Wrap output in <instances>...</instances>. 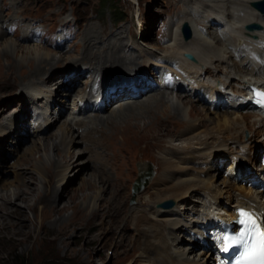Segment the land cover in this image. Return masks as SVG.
Wrapping results in <instances>:
<instances>
[{
	"label": "rangeland",
	"instance_id": "1",
	"mask_svg": "<svg viewBox=\"0 0 264 264\" xmlns=\"http://www.w3.org/2000/svg\"><path fill=\"white\" fill-rule=\"evenodd\" d=\"M114 8L117 10L114 11ZM223 10H226L224 5L216 6L209 0H118L110 5L105 0H0V35H5V39L12 38L18 44L25 46L38 44L44 46L56 53L58 59L60 55H64L60 62L54 64L51 69L49 68L44 79H35L24 86H9L10 84L0 81V203L2 202L1 196H5L8 191L12 192L14 185L20 178H23L24 183L29 188L31 187V194H33L29 204H35L36 207L35 210H32L19 199H13L3 206L0 204V224L4 219H8L7 210L14 208L24 209L29 220L38 222V228L34 235L28 240L21 239L19 243H15L11 239L9 231L6 232L7 230L0 228V264H144L139 249L140 235L129 216L132 207H148V204L151 205L155 201L156 186L151 185L161 171L162 157L172 154V147L186 145L183 140H176L175 136L179 134H184L185 138L190 136L189 125L172 124L170 126L172 131L169 134L156 139H152V135L143 131L136 135L137 139L131 136L124 141L121 135L113 134L108 126L100 124L101 121L98 120L95 123L93 116L99 114L106 117L119 107V104H116L117 100H122L123 103L120 102V104L124 105L131 101V98H116L106 105L105 111L97 112L89 109L83 112L80 110L84 106L83 96L87 93L90 94L91 91L90 105H96L99 101L94 84L99 78L102 77L101 80L109 81L118 80L121 77L124 79V77L135 75V72L138 73L143 69H146L148 74L152 72L153 79L151 77V80L156 84L158 80L156 75L154 76L155 72L151 70L154 67L161 70L164 66H161V61L156 59L161 55L154 57L158 52L154 53L153 50L163 49L171 44L170 36H173L171 33L177 26L180 28L182 43L193 39L192 32L188 40L185 38L182 31L184 22H181L183 18L193 21L202 19L200 27L203 30L208 29L207 33L212 35L215 28L210 27L209 17L206 16L217 18V14L212 11L222 13ZM203 13L204 15H201ZM246 26L245 29L243 28L244 31ZM243 29L237 31L236 34H239L240 37L244 36ZM93 33L94 35H92ZM94 38L97 39L92 46L94 51L101 50L103 47L102 51H105L109 40L113 39L116 45H120V50L124 46L122 52H125L128 58L132 56L133 65L128 66L129 69L123 67L121 72H116L114 70L104 71V69L101 70V67L90 68L82 64L87 63L83 54L91 39ZM192 46L196 51L200 47L195 42ZM174 50H176L177 57H181L183 62L188 60H185V54L181 47H175ZM199 50L201 51V48ZM199 50L196 53L199 54ZM151 52L154 55H148ZM200 53L202 55V52ZM25 54L19 52L18 56L20 58ZM194 55L196 60H190L191 65H194L193 68L201 74L199 55ZM102 56L104 57V54ZM79 57L84 59L75 63L74 59ZM29 60L30 58L25 61V65ZM3 63L5 62L3 61ZM92 64L94 65V63ZM5 71L6 69L3 70V72ZM112 73L118 76L111 75ZM202 77L204 76L202 75ZM74 78L78 80L77 84H72L71 79ZM111 82L113 83V81ZM149 82H151L150 79ZM133 84L136 86V82L133 81ZM179 85L185 94L178 89H169V91L164 89L166 92H159L164 91L163 88H158L159 91L156 90L152 93H173L175 99L177 95H183L182 98L186 101H194L198 108L210 109L207 107L206 100H196L193 97L195 88L186 80L183 85L182 83ZM139 86L142 88V83ZM116 88L118 89V87ZM144 88L147 86L145 85ZM129 93L130 95L136 94L132 91ZM140 96L137 98V103L145 102L150 93L145 90ZM23 99L28 103L27 107L24 105ZM88 99L89 95L85 100ZM190 106L191 102L184 106L182 114L184 118L193 121L201 120L207 124L205 113L189 116ZM25 108L26 111H24ZM224 109L229 110L230 108L222 107L218 111L222 112ZM208 112L214 116V112ZM73 118L79 119V121L84 119L85 124H78L82 127L78 125L73 127L72 121L75 120ZM65 121H71L73 131L67 135V146L62 144V152L58 153L54 150L53 144H61ZM122 122L123 120L117 121L118 124ZM139 123L143 126L144 120H140ZM108 124L110 128L113 127L112 121H109ZM96 126L97 130H100L94 135V140L101 143L100 146L97 143L98 148L94 145L96 142L90 143L86 141L89 140L88 137L82 138L83 134L87 136L88 132L86 133V131L89 128ZM73 133L76 134L75 137L78 140L76 143H70ZM258 139L259 137L256 136L255 140ZM44 141H49L52 145L48 152L41 149L30 158L24 159L28 156V152L33 151V145H39ZM81 151H83L82 154L79 153ZM258 151L255 163L242 161L244 168L258 171L262 148ZM98 152H101L102 156L97 154ZM105 153L106 155H104ZM70 154L75 156V159L67 164L65 158ZM40 155L47 161L51 158L63 161V166L52 170L54 176L51 182L55 187V205L59 208L67 206V209L62 212L63 222L58 221L61 217L58 215L45 219V229L40 228L45 203L38 199V196L45 194L46 187L44 179L39 173L43 172L44 174L39 160ZM203 157H198L199 162L193 160V165L196 162L199 170L214 172L217 182H221L223 178L227 177V162L223 161L220 168L216 163V167L213 169L209 166L210 163H204ZM143 164L146 168H152L153 171L147 185L134 197V183L140 178L141 173L145 172L141 170L144 167H142ZM242 165H238L236 170ZM201 175L204 177L205 172ZM90 176L96 178L98 188L95 190L81 187L83 180ZM102 177L109 180L111 185L119 178L123 181L121 182L122 186L113 190L115 202L125 217L122 221H117L112 213L105 212L106 209L108 210V202L110 203V199L113 197L111 196L112 187L107 185L104 188L105 182L99 181ZM251 180L253 181V179ZM241 185L251 186L250 182H242ZM7 189L9 190L7 191ZM107 199L108 202L105 201ZM169 200L174 202L170 208H174L176 201L173 198L165 199L160 202V205ZM262 200L264 201V196H262ZM74 201L80 207H87L86 216L77 217L71 207ZM188 208H192V206ZM98 209L101 213L94 217L93 212ZM186 212L187 210H185L186 215L179 216V219H182V221L180 220L181 225L184 224L183 227L188 228L187 234L184 233L187 240L180 246L189 251L194 245L195 249L190 251L189 256L194 257L195 261H199V264H208L202 257L211 252L191 238V234L200 236V231L204 230L200 225H193L191 222L193 216ZM14 216L17 217L15 214ZM72 217H75V223L69 222ZM162 217L170 218V220L173 218L164 214L157 216V218ZM31 224L29 222L30 229L33 228V224ZM61 227H66V235L61 234L56 242L41 238L46 234L49 239L55 237V232ZM177 235L175 234L176 237H178ZM37 238L39 240L35 242L34 240ZM199 239L202 240L201 237Z\"/></svg>",
	"mask_w": 264,
	"mask_h": 264
},
{
	"label": "bare ground",
	"instance_id": "2",
	"mask_svg": "<svg viewBox=\"0 0 264 264\" xmlns=\"http://www.w3.org/2000/svg\"><path fill=\"white\" fill-rule=\"evenodd\" d=\"M209 1L215 3L216 6L224 5L226 7V10H223L224 12L222 11V13L212 11V13L217 14V18H213L210 15L206 16L209 17V22L208 19H206V21L210 23V27L215 28V30L212 31V35L207 33L208 29L203 30V28L200 27L203 22L202 19L193 21L188 18H183L181 22L189 23L191 32L193 33V39L182 43L180 39V28L177 26L173 33H171L173 36H170V42L172 43L163 49L153 50V52H158L154 57L161 55V57L156 58L161 61V66L166 67L174 65L175 68L173 70L177 74L182 75L184 79L195 88L193 97L201 101L207 98V107L210 109L205 110L198 108L194 101H186L182 98L183 95H177L175 99L173 93L159 94V92H166L164 88L169 91V89L181 90V87L179 83H177L173 87H163L164 91H159L158 86L160 88L162 87L160 81L157 83L158 85L149 82V79H151L153 75L152 72L148 74L146 69L138 73L135 72V75H129L126 78L124 77V79L121 77V81L120 79L110 80L113 81V83L110 82V84L119 85L121 90L119 89L117 91L118 94H116V97L102 94L101 99L104 100V104L98 109H95V105L90 107L91 91L90 94L87 93L83 96L84 104L86 105L80 109L83 112L89 109L105 111L106 105L114 99L120 97L131 98V101L124 105L120 104L122 100H117L116 104H119V107L111 111L109 115L107 114L108 116L106 117L99 114L93 116L95 123L98 120L101 121L100 124L108 126V129L113 134L121 135L124 141L128 140L131 136L137 139L138 136L136 135L139 133L141 134L143 131L144 133L147 132V134L152 135V139H156L160 136L169 134L172 131V129H170L172 124L189 125L190 136L187 138L183 137L184 134L175 136L176 140H183L186 142V145L174 146L172 147V154L174 153V155L168 154L162 157L161 171L151 185L153 186L154 184V186H156L157 196L155 201H153L151 205L148 204V207H132V212L129 216L133 220L136 230L140 235L139 249L144 264H199V261H195L194 257L191 258L189 256L190 251L195 249L194 245H192V249L189 251H186L185 248L180 246L182 242L187 240L184 233L187 234L188 228L185 229L183 227L184 224L181 225L182 219H179L180 215H186L185 210H187L186 213L188 215L191 214L193 216L191 218L193 225H200L204 230L203 232L200 231V236L191 234V238L194 239L197 244H201L208 248L210 252L213 247L214 235L211 234V230L207 225L217 223L215 214L225 211L226 215L218 216L228 220L235 216V211L240 206H247L264 212V201L262 200L264 190L260 185L254 184L251 180V178L254 177L260 184L264 183V165L259 164L260 167L257 168L258 171L246 169L244 165H242V161L244 160L248 163H255L257 153L259 152L258 150L262 148L264 151V116L246 99V90L251 83H258L264 86V13L253 6V3L258 0ZM201 15H204V13ZM249 23H258L262 27L253 30L246 28L244 31L246 24ZM242 29L244 31V36L240 37V35L236 33ZM92 35H94V33ZM96 40V38L91 39V42L87 45V50L83 54L87 63L84 62L82 64L90 68L101 67V70H114L116 72H121L123 67L128 68V66L133 65L134 60L131 59L132 56L128 58L127 54L122 52L124 46L120 50V45H116L115 40L110 39L105 51H102L104 47L101 50L94 51L92 46ZM194 42L198 43L200 46L199 48H201V51L198 48L199 54L196 53L198 50L196 51L195 47L192 46ZM58 44L59 43H57V45ZM175 47H181L184 54L190 52L199 55L200 62L199 60L198 62L201 64L199 70H201L202 73L199 74L197 69L193 68L194 65H191L192 62L189 59L187 60L186 57L185 60L187 61L184 62L181 57H177L175 53L176 50H174ZM19 52L26 54L19 58ZM153 52L148 53V55H154ZM200 52H202V55H200ZM102 54H104V57ZM28 58H30V60L27 65H25V61L28 60ZM63 58L64 55H60L58 59L56 53L39 44L25 46L18 44L12 38L5 39V35H0V81L10 84L9 86H24L30 84L35 79H42L46 76L49 68L51 69L54 64L60 62ZM83 59V57H79L74 60L76 63L81 62ZM3 61L5 63H3ZM92 63H94V65ZM5 69L6 71L3 72ZM155 69L154 67L151 71ZM111 75L114 74L112 73ZM202 75L204 77H202ZM131 80L136 82V85L139 87L138 90L132 91L129 89L128 84H130ZM102 81H106V83L107 81L109 82V80ZM71 82L72 84H77L78 80L74 78L71 79ZM140 83H142V88H144L145 85L147 88H140ZM106 85H108V83ZM145 90L147 93H150L149 98H147L145 102L137 103V98H139ZM156 90L159 92H155V94L152 93ZM130 91L134 94L136 93L135 95L131 94L134 97L130 95ZM182 91L183 90H181V92ZM182 93L185 94L184 92ZM87 95H89V99L85 100L87 99ZM23 101L24 105L27 107L28 103L24 99ZM189 102H191V106L188 110L189 116L203 115L205 113L207 124L203 123L201 120L193 121L184 118L182 115L184 111L183 108ZM222 107H229L230 109H224V111L222 110V112H219L218 109ZM24 111H26V108ZM208 111L214 112V116ZM118 120H123V122L118 124ZM140 120H144L143 126L139 123ZM109 121L113 122L112 128L109 127ZM82 123L85 124L84 119H80V121L79 119H75L72 121L73 127L74 125H81ZM80 125L78 126L82 127ZM64 126L61 144H53L54 150L58 153L62 152V144L67 146V135L73 131L71 121H65ZM97 129V126L89 128L86 131V133L88 132L87 136L83 134L82 138L88 137L89 140L86 141L90 143L96 142L94 145L98 148L97 143L99 146L101 143L94 140V135L100 132V130L98 131ZM75 135L74 133L71 135L73 141L71 139L70 143H76L78 141ZM256 136L259 137L258 140H255ZM33 146V151L26 152L28 156L25 155L26 158L24 159L30 158L31 155L33 156L34 153L40 152L41 149L44 152H48L52 147L49 141H44L39 145L35 144ZM98 150L100 151V149ZM95 151L97 152V150ZM68 152L70 151L68 150ZM82 152L83 151L79 153L82 154ZM97 154L102 156L101 152ZM104 155H106V153ZM200 156H204L202 158L204 163H210L209 166L213 169H215L216 163L220 168V164L223 161L227 162V177L223 178L221 182H217L214 172L199 170L200 168L196 166V162L193 165V160L198 161V157ZM74 159L75 156L70 154L65 158V162L70 164ZM39 160L42 164L44 174L43 172L39 173L44 179V185L46 186L44 197L38 196V199L45 203V209L42 211L43 217L40 228L45 229V219L58 215L61 216L58 221L61 223L63 222L62 212L67 209V206L65 205L59 208L55 205V187L51 182L54 176L52 170L59 169L63 166V161L60 162L56 159L52 160V158L47 161L44 160L41 155ZM238 165L242 166L236 170ZM142 167L143 169L141 170L146 171L145 164H143ZM203 172H205L204 177L201 175ZM144 178L145 174H143L140 179ZM99 181L105 182L104 188L107 187V185L112 187L111 196L113 198L110 199V203L108 199L105 200L109 204L107 207L108 210L106 209L105 212L112 213V216H115L117 221H122L125 217L122 215V212L119 211V207L115 202L116 199L113 190L118 186H122L121 182L123 181L119 178L113 185H111L109 180L103 179V177ZM245 181L250 182L251 186L248 185L249 187H245L241 185L242 182L246 183ZM81 187H88L89 190H95L98 188L96 178L94 176L85 178ZM30 188L24 183L23 178H20L18 183L14 185L12 192H9V189H7L8 192L5 193V196H1L2 202L0 204L3 206L10 203L13 199H19L30 209L35 210V204H29L31 195H33L31 194L32 190ZM167 198H173L176 201V206L174 208H164L160 205V202ZM191 206L192 208H188ZM71 207L77 217L86 216L87 207H80L75 201ZM99 210L100 209L93 212L94 217H97V215L101 213ZM7 214L8 219L3 220L0 224V228L7 230L6 232L9 231L11 239L14 240L15 243H19L21 239L28 240L34 235L38 228V222L36 220H29L24 209L14 208L12 210H7ZM14 214L17 215V217L14 216ZM163 214L173 217L172 220L163 217L157 218V216L159 217V215ZM74 221H76L75 217L69 219L70 223ZM29 222L33 224L32 229L29 227ZM66 231V227H61L60 230L55 232V237L49 239L46 234L41 238L56 242L61 234L66 235ZM175 234H178V237H176ZM200 237L202 240L199 239ZM38 240L39 238L34 241L38 242ZM202 259L208 264L214 263L212 252L203 255Z\"/></svg>",
	"mask_w": 264,
	"mask_h": 264
},
{
	"label": "snow or ice",
	"instance_id": "3",
	"mask_svg": "<svg viewBox=\"0 0 264 264\" xmlns=\"http://www.w3.org/2000/svg\"><path fill=\"white\" fill-rule=\"evenodd\" d=\"M254 102L264 107V91H257ZM236 211L234 223L238 228L217 237L220 251L236 253L231 264H264V212L246 208Z\"/></svg>",
	"mask_w": 264,
	"mask_h": 264
},
{
	"label": "water",
	"instance_id": "4",
	"mask_svg": "<svg viewBox=\"0 0 264 264\" xmlns=\"http://www.w3.org/2000/svg\"><path fill=\"white\" fill-rule=\"evenodd\" d=\"M253 6L255 8H257L259 11H261L262 13H264V0H258L255 1L253 3ZM247 29H257V28H261L262 26L259 25L258 23H252V24H248ZM182 31L185 35L186 40H188L191 37V27L189 25L188 22H184L183 26H182ZM187 57L190 58L191 60L195 61L196 58L192 53H186ZM152 172L148 173L147 176H145L144 179H138L136 180V182L134 183L133 186V195L134 197L137 195L138 192H140L141 190H143V188L147 185L149 178L151 176ZM174 205V202L172 200L169 201H165L161 204V206L165 207V208H170Z\"/></svg>",
	"mask_w": 264,
	"mask_h": 264
},
{
	"label": "trees",
	"instance_id": "5",
	"mask_svg": "<svg viewBox=\"0 0 264 264\" xmlns=\"http://www.w3.org/2000/svg\"><path fill=\"white\" fill-rule=\"evenodd\" d=\"M118 0H105V2L107 3V4H113L114 2H117ZM114 11H116L117 9L116 8H114L113 9Z\"/></svg>",
	"mask_w": 264,
	"mask_h": 264
}]
</instances>
